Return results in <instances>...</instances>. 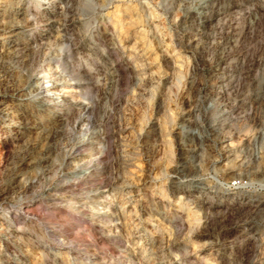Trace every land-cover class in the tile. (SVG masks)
<instances>
[{"label": "rangeland", "instance_id": "374dc122", "mask_svg": "<svg viewBox=\"0 0 264 264\" xmlns=\"http://www.w3.org/2000/svg\"><path fill=\"white\" fill-rule=\"evenodd\" d=\"M2 108L0 264H264V0H0Z\"/></svg>", "mask_w": 264, "mask_h": 264}, {"label": "bare ground", "instance_id": "6f19581e", "mask_svg": "<svg viewBox=\"0 0 264 264\" xmlns=\"http://www.w3.org/2000/svg\"><path fill=\"white\" fill-rule=\"evenodd\" d=\"M19 12V11H18ZM51 13V12H50ZM22 19H24V18H22ZM36 19V18H35ZM46 20V19H45ZM24 21V20H23ZM13 23H15V22H13ZM20 23V22H19ZM10 24H12V23H10ZM17 24V23H16ZM15 24V25H16ZM11 27V26H10ZM13 27V26H12ZM11 27V28H12ZM10 30V29H9ZM16 30V29H15ZM11 31V30H10ZM36 95H38V97H39V103L40 104H42V105H44L45 103H48L51 99H49V97L45 94V92H44V90H43V88H40V87H37V89H36ZM52 101H53V99H52ZM51 102V101H50ZM59 103V102H58ZM56 104V103H55ZM61 106V105H60ZM5 111V110H4ZM4 111H3V108L2 109H0V116H3V113H4ZM59 114V113H58ZM8 115V114H7ZM4 117V116H3ZM7 119V118H6ZM9 120V119H8ZM11 120V119H10ZM260 204V203H259Z\"/></svg>", "mask_w": 264, "mask_h": 264}, {"label": "built area", "instance_id": "2783aa9c", "mask_svg": "<svg viewBox=\"0 0 264 264\" xmlns=\"http://www.w3.org/2000/svg\"><path fill=\"white\" fill-rule=\"evenodd\" d=\"M242 183L243 182L241 180H232L231 181V185H233V187H237V188L242 187L243 186ZM257 185L259 186L258 188L264 189V181L258 183Z\"/></svg>", "mask_w": 264, "mask_h": 264}]
</instances>
